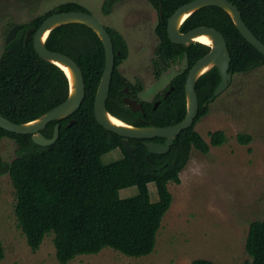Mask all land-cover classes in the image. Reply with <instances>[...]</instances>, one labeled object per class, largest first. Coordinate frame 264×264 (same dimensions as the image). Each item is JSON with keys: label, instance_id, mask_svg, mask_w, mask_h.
I'll list each match as a JSON object with an SVG mask.
<instances>
[{"label": "trees", "instance_id": "1", "mask_svg": "<svg viewBox=\"0 0 264 264\" xmlns=\"http://www.w3.org/2000/svg\"><path fill=\"white\" fill-rule=\"evenodd\" d=\"M121 1L104 0L101 13L109 15ZM147 1L158 16L154 28L158 45L152 61L155 74L180 60L185 61L186 68L174 76L166 90L157 94L152 102L140 101V85H132L118 70L128 55L126 42L119 32L105 26L115 55L106 110L134 127H168L185 117L188 70L210 47L198 42L176 45L168 40V18L192 0ZM228 1L237 7L245 25L264 44V0ZM57 10L88 13L78 3L60 4L22 24L15 36L4 42L0 55V115L14 124L36 120L68 97L69 84L64 72L39 58L31 41L24 42L29 28L37 29ZM198 27L212 28L222 34L230 56L229 72L233 75L264 66V56L244 40L221 8L209 6L197 10L182 23L180 32L187 33ZM45 47L78 65L85 96L73 115L52 121L41 131L44 137L51 138L55 125H59L57 140L52 145L39 146L30 135L9 133L0 128V141L9 138L17 146L15 159L7 171L16 197L14 214L26 243L35 252L44 237L53 234L59 264H68L78 256L96 255L105 248L130 258L148 256L155 248L162 219L172 203L168 184L180 183L179 174L187 165L191 150L206 155L210 147H220L227 142L223 131L209 133L207 143L194 129L209 111V99L220 83L219 72L213 67L198 78L195 85L198 112L194 123L173 140L168 152L153 155L144 146V142L164 143L163 138L129 139V145L134 148L133 155H129L122 138L105 130L94 117V98L105 66L104 49L96 33L83 24L60 25L49 33ZM125 97L141 102L143 112H133L123 103ZM71 120L73 124L68 126ZM235 138L241 145L252 141L245 133H238ZM115 149L121 151V158L104 164L102 156ZM149 183L155 186V202L150 200ZM128 187H136L137 194L121 198L119 191ZM244 249L249 258L244 264H264V210L260 220L249 224ZM2 258L0 242V260ZM191 264L215 263L197 259Z\"/></svg>", "mask_w": 264, "mask_h": 264}, {"label": "rangeland", "instance_id": "2", "mask_svg": "<svg viewBox=\"0 0 264 264\" xmlns=\"http://www.w3.org/2000/svg\"><path fill=\"white\" fill-rule=\"evenodd\" d=\"M104 0H0V55L8 31L56 6L73 2L83 6L104 26L119 32L127 45V58L118 67L132 85H140L138 99L152 102L183 72L180 60L155 74L152 61L158 38L154 33L157 11L147 0H122L109 15L101 13ZM207 115L194 129L208 143L209 133L223 131L227 142L210 147L203 155L192 149L179 184H168L172 195L156 236L153 252L130 258L105 248L96 255L78 256L68 264H191L203 259L215 264H244L249 258L244 244L249 224L260 220L264 210V66L232 75L228 87L209 103ZM238 133L252 141L241 145ZM16 143L0 141V264H59L55 258L53 234L46 235L32 252L15 214V191L7 167L15 159ZM119 149L102 156L108 164L120 159ZM151 202L157 201L153 183L148 184ZM137 194L136 187L119 191L121 198Z\"/></svg>", "mask_w": 264, "mask_h": 264}, {"label": "water", "instance_id": "3", "mask_svg": "<svg viewBox=\"0 0 264 264\" xmlns=\"http://www.w3.org/2000/svg\"><path fill=\"white\" fill-rule=\"evenodd\" d=\"M209 6H216L224 10L230 16L244 40L264 56V44L252 34L243 22L237 7L228 0H192L175 10V12L168 18L166 27L168 40L172 44L189 45L196 42L194 39L201 35H207L211 39V46H209L210 51L188 70L185 80L186 115L181 122L168 127H134L122 121L121 123H123L124 126L110 123L107 116L119 120L110 115L106 110V101L115 66V55L110 35L108 34L106 27L89 13L82 11L60 12L57 10L54 14L45 18L37 29L29 28L26 31L24 42L27 44L31 41L32 47L38 57L57 66L65 75L66 73L61 66L68 67L74 77L73 91H70V82L66 75L69 84V93L67 99L62 104L54 107L38 119L24 124H14L0 115V128L9 133L30 135L31 140L36 145L43 147L52 145L57 140L59 131L58 124L55 125L51 138L44 137L41 134V131L46 128L48 123L70 117L79 109L85 96V86L83 75L78 65L72 59L61 53L49 51L45 47V41L54 28L64 24L78 23L87 26L95 32L104 49L105 66L95 94L93 106V113L96 122L105 130L120 136L122 138L123 147L129 155H133L134 151V148L128 143L129 139L152 140L154 138H163L164 143L144 142L147 152L153 155L165 154L168 152L173 140L183 130L192 127L194 123V119L198 112V98L195 91V85L198 78L213 67L218 70L220 83L215 89L213 97L209 99V102H211L228 87L233 75L229 72L230 56L227 44L220 32L208 27H198L187 33L180 32V26L191 14L199 9ZM184 15L185 18L180 21ZM21 27L22 24H15L8 31L5 41H10L15 36L17 30ZM125 91H127V89H125ZM123 103L133 112H143L142 103L136 99L125 97L123 98ZM156 106L157 103H155L154 108ZM72 124L73 120L69 122L68 126H71Z\"/></svg>", "mask_w": 264, "mask_h": 264}, {"label": "bare ground", "instance_id": "4", "mask_svg": "<svg viewBox=\"0 0 264 264\" xmlns=\"http://www.w3.org/2000/svg\"><path fill=\"white\" fill-rule=\"evenodd\" d=\"M185 18V15L182 16V18L180 19L183 20ZM194 41L198 42V43H202L204 45H207V46H211V39L207 36V35H201V36H198L194 39ZM62 69L65 71L66 75L68 76L69 78V82H70V91L72 92L73 91V87H74V77H73V74L71 72V70L68 68V67H65V66H61ZM107 119L110 123L114 124V125H118V126H124L123 123H121V121L111 117V116H107Z\"/></svg>", "mask_w": 264, "mask_h": 264}, {"label": "flooded vegetation", "instance_id": "5", "mask_svg": "<svg viewBox=\"0 0 264 264\" xmlns=\"http://www.w3.org/2000/svg\"><path fill=\"white\" fill-rule=\"evenodd\" d=\"M155 105V104H154Z\"/></svg>", "mask_w": 264, "mask_h": 264}]
</instances>
